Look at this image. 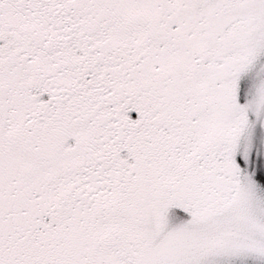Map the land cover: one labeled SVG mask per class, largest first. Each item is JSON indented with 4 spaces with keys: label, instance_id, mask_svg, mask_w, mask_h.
Segmentation results:
<instances>
[{
    "label": "snow or ice",
    "instance_id": "6c2138e0",
    "mask_svg": "<svg viewBox=\"0 0 264 264\" xmlns=\"http://www.w3.org/2000/svg\"><path fill=\"white\" fill-rule=\"evenodd\" d=\"M0 264H264V0H0Z\"/></svg>",
    "mask_w": 264,
    "mask_h": 264
}]
</instances>
